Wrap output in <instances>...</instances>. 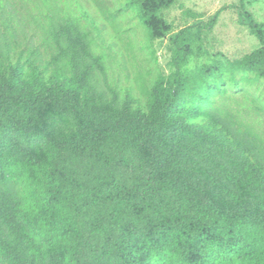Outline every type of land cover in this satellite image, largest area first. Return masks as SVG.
I'll return each mask as SVG.
<instances>
[{"label":"trees","instance_id":"obj_1","mask_svg":"<svg viewBox=\"0 0 264 264\" xmlns=\"http://www.w3.org/2000/svg\"><path fill=\"white\" fill-rule=\"evenodd\" d=\"M179 1L121 0L149 50L124 87L108 80L87 11L41 42L5 36L0 264H264V221L241 218H264V159L210 109L216 95L264 88V25L248 11L259 0L237 1L260 47L191 72L195 38L162 16ZM166 37L168 75L153 50ZM118 38L103 41L113 56Z\"/></svg>","mask_w":264,"mask_h":264},{"label":"rangeland","instance_id":"obj_2","mask_svg":"<svg viewBox=\"0 0 264 264\" xmlns=\"http://www.w3.org/2000/svg\"><path fill=\"white\" fill-rule=\"evenodd\" d=\"M121 0H0V46L9 33L18 39H30L31 43L41 42L48 27L59 26L65 18H78L87 11L99 22L100 36L94 33L98 53L109 57L108 80L124 87L134 81L137 70L145 74L149 67V50L141 47V34L133 19L120 9ZM248 11L259 24L264 25V0L248 5ZM171 24L174 33L188 32L195 38L194 53L181 71L191 72L203 65L214 64L217 60H240L260 47L259 41L251 34L248 21L242 14L237 0H180L170 10L162 13ZM118 35L113 56L103 47ZM136 45L132 54L131 44ZM169 37L154 43L157 68L165 75L171 70ZM134 55V57H133ZM124 67L125 71H123ZM137 69V70H136ZM129 78V79H128ZM215 115H222L233 129H239L247 142L253 146L257 157L264 159V88H246L244 91L230 90L227 97L216 95L211 106ZM263 161V160H262ZM231 219L240 218L235 211L222 210ZM250 222H261L264 218L245 214L241 217Z\"/></svg>","mask_w":264,"mask_h":264}]
</instances>
